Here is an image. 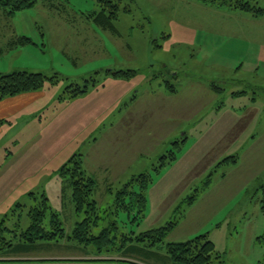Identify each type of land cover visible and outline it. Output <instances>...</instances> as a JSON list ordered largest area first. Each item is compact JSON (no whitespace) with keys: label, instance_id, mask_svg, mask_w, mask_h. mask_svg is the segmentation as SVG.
Returning <instances> with one entry per match:
<instances>
[{"label":"rangeland","instance_id":"obj_1","mask_svg":"<svg viewBox=\"0 0 264 264\" xmlns=\"http://www.w3.org/2000/svg\"><path fill=\"white\" fill-rule=\"evenodd\" d=\"M257 6L264 9V0ZM100 11L95 0H39L13 16L0 7V74L27 70L60 78L41 90L47 108L45 135L27 145L23 141L14 155L1 151L0 162L6 157L10 164L51 169L80 153L96 179L104 181L98 175L100 165L108 168V175L115 174L108 178L114 194L132 179L151 174L145 218L137 232L171 224L174 229L154 250L127 252L118 243L117 252L107 253L98 245L82 249L69 242L71 219L65 221V239L30 247L15 244L0 255L171 264L168 244L207 236L222 257L211 264H264V17L206 7L198 0H123L117 23L123 37L116 39L88 22V16ZM183 21L198 32L194 45L176 36L173 22ZM169 34L174 37L168 43ZM23 36L32 44L9 46ZM126 44L131 49L121 50ZM128 69L138 71L136 90L102 125L97 123L100 128L89 131L92 122L78 121L77 113L99 114L101 95L108 104V85L105 93L102 83L92 88L86 82L99 71ZM175 72L177 79L171 76ZM98 79L102 82L103 75ZM212 84L223 88L218 98L205 90ZM72 85L90 87L88 99L95 109L84 102L61 101ZM242 92L241 100L232 98ZM179 141L183 144L177 148ZM175 154L176 160L170 161ZM165 156L167 164L157 172ZM232 157L236 163H223ZM108 187L97 189L96 198L105 209L116 205ZM50 198L53 206L61 207ZM28 213L16 210L8 219L0 217V224L8 220L10 230L18 223L25 230L31 224ZM123 218L119 224L131 230L134 217ZM93 235L101 236L96 229Z\"/></svg>","mask_w":264,"mask_h":264},{"label":"trees","instance_id":"obj_2","mask_svg":"<svg viewBox=\"0 0 264 264\" xmlns=\"http://www.w3.org/2000/svg\"><path fill=\"white\" fill-rule=\"evenodd\" d=\"M38 1L0 0V7L4 8L10 16H13L18 12L34 8ZM95 1L98 3L101 11L98 14L88 16L87 19L101 29L114 31L115 22L118 20L122 10L123 0ZM202 1L217 4L221 7H227L242 13H249L256 18L264 16V9L257 6L258 0ZM17 44L25 46L32 44V41L29 38L21 37L18 39ZM103 73L106 77L111 76L114 79L127 81L135 77L137 71L107 70ZM100 74L101 72H97L95 77L89 79L86 84H91L92 88H96L101 83L98 79ZM59 80L60 78L57 75L48 77L41 72L18 71L10 74H0V102L22 94L40 92L47 82L56 85ZM211 88L217 93L222 90L216 84H212ZM89 91L90 87L88 85H84L83 88L72 85L66 89L65 96L61 100H74L86 95ZM172 92L174 91L172 90ZM181 144H183V141L176 142L175 146L179 148ZM174 160H176V154L170 161ZM236 160V158L232 157L224 160L223 163H236ZM166 164L165 156L161 159L160 167L156 169L157 172ZM58 174L65 182L64 194L67 195L69 193L76 212L82 215V221L69 233L68 241L73 244H78L82 249L83 247H88V245H98L99 250H102L103 248L101 247H104L107 249V253L113 249L117 252L118 248L116 247L120 243L121 249H126L127 252L154 250L164 242L166 236L174 229L175 224H171L168 227L158 230L152 229L137 232V228H139L145 218L147 209L146 192L152 183L151 174L140 175L132 179L123 190L115 194L113 190H110L114 194L112 204L116 205H111L110 208L105 210H101L94 199L98 184L86 174L81 155H74L60 169ZM30 197L33 199V204L28 209V217L31 220L30 226L24 230L20 226V223H18L14 225V230H10L5 225L8 220H4L0 224V253L7 249H12L15 244H18L19 247L36 246L44 242L49 243L63 240L66 234H68L64 227V222L52 210L44 194H30ZM192 204L193 202H190V205ZM123 217L127 218V221L134 217L131 219V230L126 229L129 226L124 227L120 223V218L124 219ZM95 229L98 230L101 236L95 237L93 235ZM112 231L116 233L114 238H112ZM119 234H122L120 238ZM6 235H13V237L8 239ZM258 240L260 241V239ZM167 247L169 259L173 264H211L213 260L222 258L217 254L215 244L209 241L207 236H200L185 243H170ZM118 261L123 264H136L126 260Z\"/></svg>","mask_w":264,"mask_h":264},{"label":"crops","instance_id":"obj_3","mask_svg":"<svg viewBox=\"0 0 264 264\" xmlns=\"http://www.w3.org/2000/svg\"><path fill=\"white\" fill-rule=\"evenodd\" d=\"M198 1L206 7H213V8L215 7L216 9L219 10L229 9L230 11L233 12H239L227 7H221L217 4L210 5V3L204 2L202 0H198ZM119 20L120 19L118 18V20L115 22L114 31H110V30L106 31L104 29L97 27L96 25L95 26L104 33H109L112 38L122 39L123 35L117 27V23ZM62 21H64V19H62ZM88 22L93 24L92 21H88ZM173 23L177 27V31H178L176 33V36L181 37L180 39L188 40V42L185 43L194 45L198 41V32L195 29L190 28L189 22L188 24L186 23V21H183V23L185 24H181V23L178 24L177 22H173ZM205 23L206 20H202V24L204 25ZM61 26L62 28L64 27V25ZM169 35H170V40H167L168 43L174 37V34H169ZM169 35L166 37L169 38ZM19 38L13 40L11 43H9L10 45L9 44L8 45L11 48L17 46L18 45L17 41ZM19 46L21 47L22 45ZM126 48L131 49V45L126 44L125 48L122 46L120 49L124 50ZM128 70L136 71L133 69H128ZM21 71H27V70H21ZM115 71H127V70H115ZM99 72H101L100 77L103 75V80L101 83L103 84L102 88L103 91H105V93L107 89L106 87L108 85V104L105 101L104 95H101L100 98L101 104L99 107H101L102 109H100L101 111L99 114L93 110L88 111V113L78 112L76 118L78 119V121L81 118L90 120L92 124L91 127H88L89 131L91 130L96 131L98 128H100L101 126L98 127L100 124L98 125L97 123L99 121H102L101 122L102 125L103 122L106 121L109 116H111L110 114H112L115 110H117L121 106L122 101L127 99L134 93L137 87L136 78H135L136 76L126 81V80L114 79L111 76L106 77L102 71ZM171 76H173L172 78L177 79L179 77V73L177 72L171 73ZM174 89H175V93H171V94L174 95L175 97L178 95V93L175 86ZM198 89L201 90L203 88L198 87ZM208 89L209 92L212 93L213 97L215 96L218 98L219 96H221V94L218 95V93H216L211 88V86L209 88H205V90ZM158 91H160V89ZM91 92L92 91H89L86 95L78 97L74 100L76 102H84L87 104L88 108L95 109V106L93 107V105H91L90 103V99H88V97L92 94ZM152 94L153 96H155V93L153 91ZM243 94L244 92H242L240 95H236L233 93L232 98H235L236 100L237 99L241 100L243 98L242 97ZM44 96H45L44 93L40 91L36 93L22 94L17 97L9 98L0 102V152L2 151V154H4V156H5V150L6 151L10 150V154L14 155L18 152L16 150L21 146L23 141H25V144L27 145L30 144L37 135H41V134L42 136L45 135V133H43V129H44L43 123L46 120L45 111L47 108L43 106V104L41 103L44 101L43 98ZM137 99H138L137 96H135L134 100ZM253 101H255V98L253 99ZM233 117L235 118L236 121L240 119V117L238 116L233 115ZM24 122L25 124H22ZM44 130L46 132V129ZM5 139H8V141L5 142V145L3 146L2 141H4ZM3 147L5 149H3ZM76 154L81 155L80 153H76ZM76 154L73 153L65 162L51 169H49L47 165L46 166L36 165L34 167H30L20 164L17 165L10 164L7 163L6 161L7 158L5 157L4 161L0 162V182L6 184V186L3 185L0 188V211H2V213H0V217H3L2 219L4 218L8 219V217L12 213H14L16 210H20V207L21 210L28 211V209L33 204V199L30 197V194H38V195L44 194L48 199L49 201L48 203L51 206L52 210L56 212L60 217V219L64 222V226L66 225L65 224L66 220L71 221V219H73V224L70 229V231H72L76 227V225L82 221V215H79L76 212L75 206L72 203V199L69 193L67 195L64 194L65 182L64 179L60 177L58 173L60 169ZM4 156L2 155L0 158H3ZM82 159L84 158L82 157ZM83 166L86 174L89 177L93 178L97 182V184L99 183L98 186L99 185L109 186L107 188L108 196L114 195L113 193L110 192L112 188H111V184H108V178L111 179L112 177H114L115 174L108 175V168H104L100 165V168L99 167L98 168L101 170L102 173H99L98 175L99 177L104 178V181H102L101 179L98 180L94 176L88 173L85 167L84 160H83ZM50 195L56 198L58 203L60 201L61 207L59 206L55 207L52 205ZM96 197H97V192L94 196V199L98 203L100 209L105 210V208L99 203ZM110 206L111 205H109V208ZM65 212H69L71 216L65 215ZM114 260L115 259L112 257L86 256V257H80V258L77 257L71 259H60V258L31 259V258L16 257L11 255L8 256L0 255V264H123L119 261H114ZM171 264H173L172 261Z\"/></svg>","mask_w":264,"mask_h":264}]
</instances>
